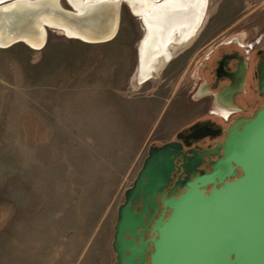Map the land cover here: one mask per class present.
Listing matches in <instances>:
<instances>
[{"label": "rangeland", "instance_id": "374dc122", "mask_svg": "<svg viewBox=\"0 0 264 264\" xmlns=\"http://www.w3.org/2000/svg\"><path fill=\"white\" fill-rule=\"evenodd\" d=\"M138 21L125 7L107 43L50 29L40 50L0 48V264L114 263L118 207L178 127L197 60L174 54L145 82ZM202 21L205 37L263 36L264 0H207Z\"/></svg>", "mask_w": 264, "mask_h": 264}, {"label": "water", "instance_id": "95a60500", "mask_svg": "<svg viewBox=\"0 0 264 264\" xmlns=\"http://www.w3.org/2000/svg\"><path fill=\"white\" fill-rule=\"evenodd\" d=\"M124 1L81 0L80 11L71 0L69 9L61 0H0V48L23 43L40 50L50 29L86 43L110 42ZM180 155L175 143L151 148L126 190L114 228L117 264H264V107L227 137L210 173L186 178L182 192H166ZM147 232L155 237L145 241Z\"/></svg>", "mask_w": 264, "mask_h": 264}, {"label": "flooded vegetation", "instance_id": "af4514ba", "mask_svg": "<svg viewBox=\"0 0 264 264\" xmlns=\"http://www.w3.org/2000/svg\"><path fill=\"white\" fill-rule=\"evenodd\" d=\"M204 1L141 0L133 6L126 0L123 2L124 7L121 8L120 21H122L125 7H128L132 15L139 20L137 30L140 35L135 40V53L138 62L137 74L141 66L143 42L149 37L150 30L161 26L162 22L157 18L165 12L170 15L178 13L190 15L189 19L183 20V24L184 27L194 28L193 33L188 36L187 30L175 32L174 42H169L166 45V49L172 54L167 63L169 64L174 59V54L177 57L193 59V61L197 59L191 80L185 84L184 92L180 95L186 111H182L184 115L180 117L178 127L169 138L152 141L148 145L146 155L132 186L149 156L150 149L175 143L181 155L175 159V169L166 192L174 188L178 192H182L183 190L179 185L184 183L186 178L194 180L201 174L210 173L213 170L212 163L223 156V146L227 137L234 130H240L246 121L252 120L264 107V88H262L264 85V35L243 42L234 38L223 39L202 36L200 34L203 24L202 17L206 6ZM167 22L170 23L172 20H167ZM158 41L157 36L151 39L150 46L147 48L151 53H156L159 49L157 47ZM178 43H185V45L177 46ZM166 68L164 69L166 70ZM149 80L150 78H145V82ZM190 163L195 165L193 169L186 172L185 166ZM237 170L238 174L241 175V170ZM233 180L230 179V181ZM212 186L209 185L207 189L210 190ZM124 202L125 193L123 202L119 207ZM140 211L141 204L136 203L135 212L139 213ZM162 212L161 205L158 216ZM154 237L153 232H147L144 235V240H151ZM126 239L130 240L128 234ZM136 241L138 242V238ZM149 248V257H151L155 251L151 242ZM113 264H117L115 252ZM145 264H151V260L147 259Z\"/></svg>", "mask_w": 264, "mask_h": 264}, {"label": "bare ground", "instance_id": "6f19581e", "mask_svg": "<svg viewBox=\"0 0 264 264\" xmlns=\"http://www.w3.org/2000/svg\"><path fill=\"white\" fill-rule=\"evenodd\" d=\"M99 2H103L106 0H95ZM130 5H135L141 0H126ZM72 4L78 8L80 11H84V4L81 0H71ZM206 5V0L204 1ZM190 15H185L182 13H178L175 15H170L167 12L158 16V20L162 22L161 26H157L154 29L150 30L148 36L143 42L141 48V66L139 67L138 76L143 79L147 78L149 74L153 72L159 71L172 57V54L166 49V45L169 42H174L175 32L177 30H187V36L193 33V27H184L183 20L189 19ZM167 20H172V22H167ZM167 23V24H165ZM157 36L159 39L158 50L156 53H151L147 48L150 46L151 39ZM185 43H178L177 46H183Z\"/></svg>", "mask_w": 264, "mask_h": 264}]
</instances>
